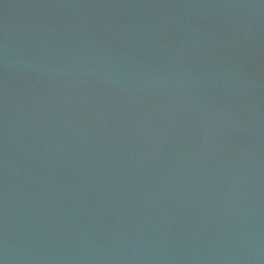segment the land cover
<instances>
[{"label":"water","instance_id":"1","mask_svg":"<svg viewBox=\"0 0 264 264\" xmlns=\"http://www.w3.org/2000/svg\"><path fill=\"white\" fill-rule=\"evenodd\" d=\"M0 264H264V0H0Z\"/></svg>","mask_w":264,"mask_h":264}]
</instances>
